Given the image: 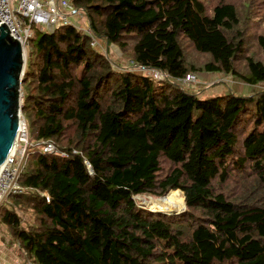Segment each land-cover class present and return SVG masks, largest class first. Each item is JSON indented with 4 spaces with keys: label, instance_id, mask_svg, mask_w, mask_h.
<instances>
[{
    "label": "trees",
    "instance_id": "trees-1",
    "mask_svg": "<svg viewBox=\"0 0 264 264\" xmlns=\"http://www.w3.org/2000/svg\"><path fill=\"white\" fill-rule=\"evenodd\" d=\"M73 4L130 65L77 26L35 32L22 79L30 191L0 206L3 243L26 264H264V91L200 100L180 83H264V0ZM174 193L177 215L137 200Z\"/></svg>",
    "mask_w": 264,
    "mask_h": 264
},
{
    "label": "built area",
    "instance_id": "built-area-1",
    "mask_svg": "<svg viewBox=\"0 0 264 264\" xmlns=\"http://www.w3.org/2000/svg\"><path fill=\"white\" fill-rule=\"evenodd\" d=\"M74 0H0V23L6 25L10 34L20 42L23 47L25 57L28 54L30 41L33 39L37 30L44 27L45 33H53L60 25L75 26L80 20L77 16L81 15L73 4ZM82 17V16H81ZM83 32L91 37V45L99 48V39L96 38L89 27L81 28ZM107 52V50H106ZM150 77L157 80H165L166 75L156 70H143ZM198 80L195 73L189 74L180 83L191 88ZM42 152L55 156L68 157L61 152L51 142H44ZM33 143L30 140L29 128L25 119L21 116V124L18 132L17 143L14 151L8 158L0 173V206L12 195L27 194L30 189L20 184L21 174L26 166L30 148ZM76 153V152H74ZM44 196L49 200L48 194Z\"/></svg>",
    "mask_w": 264,
    "mask_h": 264
},
{
    "label": "water",
    "instance_id": "water-1",
    "mask_svg": "<svg viewBox=\"0 0 264 264\" xmlns=\"http://www.w3.org/2000/svg\"><path fill=\"white\" fill-rule=\"evenodd\" d=\"M26 62L22 45L10 34L8 27L0 23V173L17 143Z\"/></svg>",
    "mask_w": 264,
    "mask_h": 264
},
{
    "label": "rangeland",
    "instance_id": "rangeland-1",
    "mask_svg": "<svg viewBox=\"0 0 264 264\" xmlns=\"http://www.w3.org/2000/svg\"><path fill=\"white\" fill-rule=\"evenodd\" d=\"M16 2V0H14ZM77 19L80 20L79 23L76 22L75 26H77L79 29L85 28L87 29L88 25L86 23V20L84 16L81 17V15L77 16ZM44 30L42 33H45L46 29L44 27L40 28ZM37 32V31H36ZM102 53L109 56L117 65L121 66H128L129 63H125L122 51L120 48L116 45H111L109 49L106 48V44L103 40H99V48ZM107 50V52H106ZM27 59V55H26ZM212 76H215V78L212 80L207 77V75H198V80L193 84L191 88H193L196 92H198V98L200 100H210L216 97L221 96H227L236 94V95H249L257 92L264 91V83H260L257 85H247L243 83L239 78L232 76V75H226V74H220V73H212ZM217 83V84H215ZM215 84V85H214ZM23 91V89H22ZM24 119V115L22 113L21 115ZM26 121V119H25ZM27 123V121H26ZM38 150H42V145L36 146ZM176 193L172 194L173 196V203L172 205H175L178 207V211L175 213H181L184 211L185 205L181 203L178 199V195H175ZM170 195V196H172ZM168 197V196H167ZM166 197V198H167ZM151 198H145V197H137V200L140 202L142 206H145L146 208L149 207V210H154L157 212H163L167 213V208H156L151 207V205H160V201L157 200H150ZM164 199V198H163ZM148 201L147 204H145V201ZM163 207V206H162ZM155 208V209H154ZM2 238L7 239L6 235L3 233H0V264H26L25 260L20 259L17 256V252L15 248L9 249L7 244H4ZM8 257V260L4 261V259ZM3 259V260H2ZM28 264H35L33 262L28 261Z\"/></svg>",
    "mask_w": 264,
    "mask_h": 264
},
{
    "label": "bare ground",
    "instance_id": "bare-ground-1",
    "mask_svg": "<svg viewBox=\"0 0 264 264\" xmlns=\"http://www.w3.org/2000/svg\"><path fill=\"white\" fill-rule=\"evenodd\" d=\"M176 195V194H175ZM173 196L174 195H172V196H169V197H167V198H164V199H159V200H157V201H160V200H162V201H160V205H151V207H156V208H167L168 209V211H166L167 213H175V212H177L178 211V207L177 206H175V205H172V203H173ZM177 196V195H176ZM150 200H152V198L150 199ZM148 203V201L146 200L145 201V204H147ZM163 206V207H162ZM147 208H149V207H147ZM150 209V208H149ZM155 209V208H154ZM156 212V211H155ZM163 212H165V211H163Z\"/></svg>",
    "mask_w": 264,
    "mask_h": 264
},
{
    "label": "crops",
    "instance_id": "crops-1",
    "mask_svg": "<svg viewBox=\"0 0 264 264\" xmlns=\"http://www.w3.org/2000/svg\"><path fill=\"white\" fill-rule=\"evenodd\" d=\"M207 77L210 78V79H212V80L215 78V76H212L211 74H210V75L208 74ZM2 260H3V259H2ZM6 260H8V257H6V258L4 259V261H6Z\"/></svg>",
    "mask_w": 264,
    "mask_h": 264
}]
</instances>
